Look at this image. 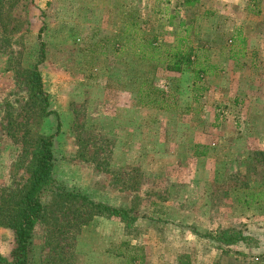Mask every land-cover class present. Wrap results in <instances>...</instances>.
Segmentation results:
<instances>
[{
    "label": "rangeland",
    "instance_id": "obj_1",
    "mask_svg": "<svg viewBox=\"0 0 264 264\" xmlns=\"http://www.w3.org/2000/svg\"><path fill=\"white\" fill-rule=\"evenodd\" d=\"M149 39L215 68L195 88L194 68L142 58ZM35 65L49 116L29 101ZM58 119L56 176L93 203L47 194L31 264H264V0H0V206ZM15 246L0 223V255Z\"/></svg>",
    "mask_w": 264,
    "mask_h": 264
},
{
    "label": "trees",
    "instance_id": "obj_2",
    "mask_svg": "<svg viewBox=\"0 0 264 264\" xmlns=\"http://www.w3.org/2000/svg\"><path fill=\"white\" fill-rule=\"evenodd\" d=\"M184 41V39H180V42L172 47L169 55L161 57L158 55L159 45L149 39L144 45L150 50L146 49L148 55L145 53L142 58H148L151 62L158 61L161 65L165 64L167 68L173 70H182L184 67L194 68V83L195 88H198V82L202 81L210 71H213L215 65L210 64L207 59L204 62L199 61V56L194 53V48L184 44ZM45 50V44L42 42L39 51L40 62L45 59ZM24 77L29 90V101L46 116L56 113L49 108V95L44 89L43 78L38 65L26 69ZM140 92H145V96L156 94L149 102H156L160 108H169L168 104H164L169 99L165 97V91L155 88L147 91L141 87ZM159 96L162 97L161 101L156 100ZM56 126L55 133L37 135L28 184L25 188L12 193L6 202L0 206V223L14 229L16 240L11 258L0 255V264H31L32 233L37 223L42 221L47 214L48 208L44 201L47 194L58 200L69 201L68 199L77 198L83 202L93 203L87 194L68 188L56 176L57 157L53 146L54 138L59 134L61 128L59 119ZM93 205L101 213L120 217L127 223H134L138 220L128 208L114 207L105 203ZM215 238L226 244H234L245 240L246 236L239 230H225Z\"/></svg>",
    "mask_w": 264,
    "mask_h": 264
}]
</instances>
